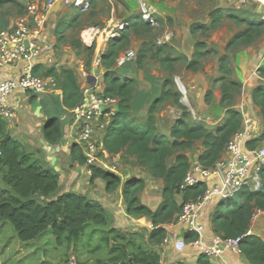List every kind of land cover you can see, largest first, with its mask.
<instances>
[{
  "label": "trees",
  "instance_id": "trees-1",
  "mask_svg": "<svg viewBox=\"0 0 264 264\" xmlns=\"http://www.w3.org/2000/svg\"><path fill=\"white\" fill-rule=\"evenodd\" d=\"M90 7L97 6V0H88ZM11 4L24 14V7L16 0H6L0 3V8ZM84 17V13L74 9V15L67 20L56 36L58 43L65 39L68 29L77 25ZM209 24L195 23L191 26V35H208L218 30L223 20H230L237 26H246L238 33L228 47L244 44L252 45L264 36V20L257 18L247 11L230 9L214 11ZM158 22L160 20L157 17ZM130 27L122 33L121 38L112 41L111 46L102 56V66L107 70L104 81L105 94L120 99L117 114L113 118L102 120L104 128L99 131L105 133L103 147L113 156L126 155L136 160L137 165L146 170L155 180L163 181L162 201L156 211L139 202L136 192L143 187L136 179L125 183L123 195L127 202V212L131 216H144L153 225L148 239L139 232L121 231L114 227V216L98 201L73 191L61 192V173L51 166L42 150H27L21 141L11 136L9 122L0 116V174L5 188L0 190V221L10 224L22 243L33 242L44 236H53L61 244L65 238L78 243L90 233V242L100 239L102 242L112 241L114 247L110 250L105 264L128 262L129 264H162L158 250L167 239V226L172 223L182 210V205L196 200L207 189L205 183L188 188L182 198V203L176 200L180 195L179 187L183 183L190 169V158L184 152L193 149L198 142H202L205 152L200 156L199 163L207 168L213 167L222 157L228 143L233 136L242 129V115L234 108V92L242 84L231 80L232 72L229 67L230 58L226 55L220 59L222 100L221 106L226 110V118L211 131L204 124L191 125L187 108L180 102L181 94L174 93V80L169 77L163 84L159 98L150 106L145 123L139 124L133 115V101L135 100L136 84L128 78L121 77L115 71V64L121 51L130 44L133 34L140 31L148 32L152 27L141 19L139 15L129 20ZM7 27L8 25H1ZM74 46L78 50L88 53L89 68L91 67L95 47H85L82 41ZM137 64L142 69L148 46L144 44ZM174 50L167 46L159 47L155 51L154 59L159 60L164 70L173 69V63L180 58L174 56ZM213 52L203 42L197 43L194 60L188 64V70L195 73L201 70V63ZM264 78V67L259 70ZM35 76L55 77L59 81L62 91V102L65 110H74L83 100V93L74 70L64 67L44 69L38 65L34 67ZM212 91L206 95V103L211 102ZM36 97L31 98L34 103ZM172 101L175 106L185 112L179 119L172 132V139L157 130L156 115L161 105ZM253 103L261 109L264 121V85H259L253 93ZM185 107V109H184ZM45 141L57 148L62 140V125L58 118H51L44 128ZM101 132V131H100ZM264 142L263 133L248 143L250 149L256 148ZM71 158L75 165L90 169L91 182L103 180L106 190L112 191L121 184V179L96 166H87V158L82 148L74 144L71 148ZM175 159V163L171 161ZM89 170V171H90ZM264 179V174H263ZM113 193V192H111ZM257 209L264 210V190L252 192L245 188L233 199L218 204L213 214L215 233L225 238H242L252 226V218ZM193 234L188 233L186 238ZM244 255L250 264H264V239L260 236H246L241 241ZM197 254V253H196ZM195 264H214L207 256L198 255Z\"/></svg>",
  "mask_w": 264,
  "mask_h": 264
},
{
  "label": "rangeland",
  "instance_id": "rangeland-1",
  "mask_svg": "<svg viewBox=\"0 0 264 264\" xmlns=\"http://www.w3.org/2000/svg\"><path fill=\"white\" fill-rule=\"evenodd\" d=\"M3 1L6 0H0V3ZM16 1L22 4L24 0ZM144 1L145 0H136L137 5L134 8V11L137 10V12H141V2ZM157 1L161 0H154V2ZM231 1L232 0H184L179 10L186 13L191 19H207V17H202L201 15L209 12L211 16V14L216 10H223L226 13L230 12V9L247 11L257 18H260L264 14V7L257 2L252 1L251 3L240 4L239 0L238 3L241 7L237 8L235 4L231 3ZM146 3L149 7L154 9V11L155 9L157 11V7L155 5H150L148 2ZM57 7H59L61 12L56 22V28L61 31L65 25L64 23L67 20H70V18L74 15V9L68 8L63 0H59L54 10ZM128 9L129 6L125 0H97V6L95 8L90 7L89 4V8L83 12L84 17L77 22L76 26L67 30L64 41L54 48L59 62H61L64 58L68 60H77L79 57H82L79 58L78 63H74L76 64L74 69L77 74V78L81 82V87L85 84L84 72L82 71V68L84 71H88L94 69V66L91 65L89 68L88 53L83 49L78 50L74 44L78 41H82V36L86 29L96 28V30L103 32L112 20L115 22L120 20L124 21L127 16L128 18L130 17L129 20H131L136 13H130L128 12ZM20 13V10L16 9L11 4L3 5L0 8V26H9L13 24L21 15ZM193 13H196L197 15L194 16ZM156 17L161 19L159 27H152V29L148 32L140 31L138 34H133L130 44L121 51L120 57L125 55L128 51H134L137 56L136 61L129 62L123 68H118L117 63L115 64V67L119 71L124 70L129 64L136 66V69L139 72V77H136V75H130L128 79L132 80L136 84L134 97L137 102L140 100V91L145 90L143 85H147L156 78L164 84V82L171 77L175 84L173 92L181 94L180 102H182L188 110L187 114L189 117V123L191 125L201 123L206 125L209 130L215 131L217 126L222 124L221 122L216 125L217 122L214 120L216 116L215 114H221L220 112L224 113V108L221 106L220 101L219 103L218 101H215L216 104L221 107L220 109L218 108L215 111L211 109L212 107L210 106L215 93L221 94L222 97L221 83L218 82L219 78L222 76L220 71V59L227 55L230 58L229 67L232 72L231 80L238 81L242 84V87L238 91L234 92V108L238 111L242 105H244L245 108L248 106L247 109L251 108L255 89L259 85H264V78L261 77L260 72L258 73V77L255 75L257 70L264 67V36L250 46L236 44L230 48L228 47L230 41H232L238 33L244 31L246 26L239 27L235 23L226 19L222 21L218 30L210 32L208 35L200 33L193 38L190 30L191 26L195 22L176 23L175 20L166 15L160 17L156 14ZM210 22L211 18L209 23ZM177 27L180 30L179 34L177 33ZM57 30H55V33ZM166 35H170L171 38L169 40H163V45H159V40ZM200 42L205 43L206 47L212 50L213 53L202 61L201 70L195 73L193 71H189L187 67L188 64L194 60L196 46L197 43ZM111 43L112 41L107 42L102 35L96 37L95 41H93V46L95 47L93 61L96 60L98 55L101 56L102 54L104 55L108 52ZM144 44L148 46L147 56L145 57V62L142 66L143 68L138 69L137 64L141 52L145 49ZM163 46L173 49L174 56H178V58H180L178 62L173 63V69L170 71L164 70L161 62L154 59L153 56L155 55L157 48ZM101 68L102 65L99 69ZM206 71L210 72V74H208L209 78L207 79L208 86L205 85V78H202V74L204 75ZM96 74L100 75L99 72ZM146 74L149 75V78L147 79H145ZM152 83L154 84V82ZM102 85L103 87L105 85L104 79L102 81ZM182 86H185L187 89L186 93L182 92ZM192 86L194 89H192ZM155 88L156 87L154 85L153 89ZM210 90L212 91L211 102L206 104V95ZM98 92L102 93L103 91L99 90ZM144 92L141 91V94ZM147 92L154 93L155 95V91H152V89ZM29 96H31L30 93ZM153 103L154 102H152V104ZM151 105L142 107L141 113H133L139 124L146 122L148 110ZM34 106L37 105H33V107ZM136 106H138L137 103L135 107ZM208 107L210 109H208ZM183 112L185 111L182 108L175 106L172 101L164 104L163 106L161 105L156 115L158 133L164 134L172 139V132L176 128ZM17 114L21 113L18 112ZM29 114L35 113L32 110ZM57 114H61V112ZM62 114L66 113L63 111ZM36 119L37 121H41L37 117ZM218 122L220 121L218 120ZM45 125L46 122L43 124L42 131H44ZM100 131L101 132L95 136L94 141L101 146L98 158H100L106 166L102 163H99V165L103 166L105 170L118 176L121 179V184L112 191H108L104 189L106 188V182L100 180L98 185L94 187L91 182V176L86 175L83 168H79L77 165V167L74 166L75 163H73L71 156L65 154L62 163H56V167L63 168L64 170L61 174L60 190L61 192L73 191L80 193L94 200H96L95 197L97 196L103 201L105 206H107L104 207L107 208V210L114 216V227L116 229L130 232H139L141 230L139 233L148 239L151 233V227L149 228V223L146 221L149 219L144 216H131L128 214L127 202L123 195L124 185L127 181L132 179L140 181L143 187L136 192L135 196L139 202L151 209H155L154 211H156L157 207L161 203V200L156 198V195L160 194L159 192L162 193L164 187L163 185L161 187L153 185V179L150 174L146 170L139 167L135 159L126 155L113 156L106 150H104L106 153L103 152L102 150L104 147L102 143L105 133L102 132V130ZM40 139H42L41 135L37 137L36 134L33 133L32 138L28 140L33 141V143H28L26 147L27 150H37L38 146L43 143V140ZM64 139L61 144L55 148L56 151L62 147L61 145L63 144V141H65ZM33 144H35L37 149L33 147ZM204 152L205 147L202 142H198L193 149L184 152L190 158V168L194 163L199 161L200 156ZM173 163H175V159L171 161V164ZM2 174H4V172L0 174V190L5 188L2 181ZM95 188L98 189L96 190ZM152 228H154L153 225ZM90 236L91 234L87 232L86 236L81 241H78V243L67 237L61 244H59L56 239L50 235L44 236L43 238L33 242L22 243L18 239L13 227L10 224H5L0 221V264H105L110 250L114 247V243L112 241H109V243L102 242L98 239V237L93 242H90ZM189 244L190 242L188 243L187 250L183 254H179L173 249L174 258L177 259V261L173 264H195L197 262L199 257L198 254H195L196 258L193 262H187L189 260L186 256L189 255L190 252ZM163 251L164 250L161 251V254L164 253ZM162 264H167V262L164 261Z\"/></svg>",
  "mask_w": 264,
  "mask_h": 264
},
{
  "label": "built area",
  "instance_id": "built-area-1",
  "mask_svg": "<svg viewBox=\"0 0 264 264\" xmlns=\"http://www.w3.org/2000/svg\"><path fill=\"white\" fill-rule=\"evenodd\" d=\"M63 1L68 8L78 9L82 12L89 8L88 0ZM252 1L264 7V0H240V4ZM58 2L59 0H24L22 3L24 14L19 16L13 24L7 27L0 26V70L13 69L23 63L27 64L23 73L18 76L8 75L0 84V116L9 123L17 118V111L9 102L10 96L16 90L20 89L34 96L61 90L59 81L55 77L33 74L37 56L43 51L42 33L45 32ZM138 15L144 23L151 27L160 26L156 12L146 2H141V12ZM262 18L264 20V14ZM129 27V22L112 20L103 32L96 28L84 31L82 42L87 47H92L93 41L100 35L107 42L117 41ZM170 38V35L162 37L159 40V45H163V40ZM102 55H98L96 58L95 67L102 65ZM136 57L134 51H128L118 58V68H123L129 62L136 61ZM258 73L257 70L255 72L257 77ZM84 79L86 84L81 89L83 100L72 112V145L76 144L82 148L87 158L88 167L96 166L105 170L103 166L99 165V163L104 164L98 158L101 146L94 139L100 132L99 128H104V124H102L104 117L113 118L117 114L120 99L106 95L105 92H98L96 87L89 83L87 75H84ZM239 111L242 115V129L228 143L223 157L211 168L202 166L199 161L194 163L179 187V193L183 195L188 188L201 183L207 185L205 193L196 200L183 204L176 219L166 227L170 235L165 242L167 243L169 239L174 240L175 250L179 254H183L187 250L190 242L189 246L198 255H205L212 260L223 259L228 253L243 256L242 239L255 235L253 224L264 219V210L257 209L252 218L251 229L244 237L236 239L217 235L210 241L205 239L206 227L201 223V217L210 205L233 199L245 188L252 192L264 190V142L256 148H249L248 143L261 134L256 121L247 114L244 105L240 107ZM104 150L103 148L102 151L106 153ZM89 170L87 169V175L92 176V172ZM188 233L194 236L188 239L186 238Z\"/></svg>",
  "mask_w": 264,
  "mask_h": 264
},
{
  "label": "crops",
  "instance_id": "crops-1",
  "mask_svg": "<svg viewBox=\"0 0 264 264\" xmlns=\"http://www.w3.org/2000/svg\"><path fill=\"white\" fill-rule=\"evenodd\" d=\"M125 1H126L127 5L129 6L128 12L136 13L135 16L140 13V11H138V12H137V10L134 11V8L137 5L136 0H125ZM145 1L150 3V5H155L157 7V11H156V9H155V11H156V14L158 16L161 17V16L166 15V16L172 18L173 20H175L176 23L177 22L178 23H187V22L193 23V22H195V23H201V24H208L210 21L209 12H207V14L201 15L202 17H207V19L206 18H193V19H191L188 17V15L186 13H183L181 10H179L181 8V4L184 0H161V1H157V2H154V0H145ZM238 1L239 0H232L231 3L235 4V6L237 8H239L241 6L239 5ZM60 12H61V10L59 9V7H57L54 10V13L51 16V20L48 23L45 32L42 33L41 41H42L43 51L39 56H37V60L35 62V67L38 65L43 66L44 69L64 67V68L71 69V70L75 71L74 67L76 64H74V63H78L79 58H82V57H79L77 60L76 59L68 60V59L64 58L61 62H59L58 58L56 57L55 50H54V48L60 44L57 41V36H56L57 31L55 33V30H57V28H56L57 23L56 22L59 18ZM193 15L196 16L197 14L193 13ZM129 19H130V17L128 18V16H127L126 20H124V21H129ZM120 21H122V20H120ZM176 29H177V33L179 34V32H180L179 28L177 27ZM83 45L85 47H87L84 43H83ZM87 48H89V47H87ZM94 62H95V60L92 61L91 65L94 66ZM26 65L27 64L23 63V64L15 67L13 69L0 70V84L8 75L18 76L19 74L23 73ZM127 67H129V68H127ZM127 67L121 71H119L116 67L114 69L123 78H128L130 75H132V76L136 75V77H139V72L136 69L135 65L129 64ZM93 68L94 69H91L88 71H84V69L82 68V71L84 72V75L88 76V79L90 77H95L97 79L96 89L98 91L101 90L104 92L105 88H106V84L103 87L102 81L105 77V74L107 73V70L103 66L101 69H99V67H95V66ZM98 72L100 75L96 74ZM208 74H210V72H207V71L204 73L205 76L202 74V78H205V81H206L205 85L206 86H208V80H207L209 78ZM76 76H77V74H76ZM147 78H149L148 74H146V76H145V79H147ZM78 82H79V84L81 83L79 79H78ZM84 82L86 84L85 79H84ZM152 82H154V84ZM152 82L148 83L147 85H143L145 90H141V91H143V92L145 91V92L143 94H141V91H140V95H139L140 100L138 102L136 99L133 101V113L134 114H136V112L141 113L142 107L151 105L152 102H154L157 98L160 97L161 92H162L163 82L161 83V81H159L157 78L154 79ZM84 85H83V87H84ZM154 85L156 87L155 89H153ZM81 89H82V87H81ZM151 89H152V91H155V95H154V93L147 92ZM192 89H194V87ZM32 97H36V100L34 103L31 102ZM221 100H222L221 94L215 93L212 104L210 106V107H212L211 109H213L215 111L218 108L220 109L221 107L219 105H217L216 102L218 101V103H219V101L221 102ZM9 102L15 108L17 113L18 112L21 113V114H17V118L15 121L9 123V129H10V133H11L12 137L23 142V145L27 147L28 143H33V141H28L30 138H32L33 133H35L37 137L39 135H41L42 139H40V140H43L44 144L41 143L40 146H38V149H40L44 152L46 159H47L48 163H50L51 166H52V160L54 158L57 159L56 163L60 164V163H62V160L64 159L65 154L68 156H71V148L73 146L72 145L73 144V138H72L73 133H72V129H71L73 110H65L64 109L63 102H62V91L61 90L49 92V93L44 94L42 96H34L32 94H31V96H29L28 92H25L23 90L18 89L10 96ZM136 103L138 106L135 107ZM33 105H37V106L33 107ZM198 105H199V103H198ZM204 105H205V103H204ZM251 105L252 106L249 109H247L248 106H246V108L244 106V108L246 109L247 114L251 115L253 117V119L256 121L257 126H258L259 131H260V134H262L264 131V121H263L261 109L258 108L257 106H255L254 103ZM39 108H40V113H41L40 117L37 116V114H36ZM208 109H210V108L208 107ZM32 110L34 111L35 114H29L32 112ZM63 111L66 114H62ZM59 112H61V114H57ZM218 112H220V111H218ZM67 113H69V114H67ZM220 113L221 114H215L216 116H215L214 120L217 122V124L215 122L216 125L223 122L224 119L226 118L225 109H224V113L223 112H220ZM36 117L39 118V120H41V121H37ZM53 117H56V118L59 117L58 119L59 120L61 119L60 122L62 125L63 139L65 138L64 139L65 141H63V144L61 145L62 147H60V149L57 151L54 147H52L51 145H49L45 141L44 132L42 131L43 124ZM220 118H222V119H220ZM218 120L220 122H218ZM64 142H66V143H64ZM33 147H35V144H33ZM53 149H55V150H53ZM76 165H74V166H76ZM79 168H81V167H79ZM59 169H60L61 174H62L64 172L63 168H59ZM83 169L85 170V174L87 175V169H85V168H83ZM152 179H153V182H152L153 185H157L158 187H161L163 185L162 180H155L154 178H152ZM99 181L100 180L94 181L93 186L96 187L98 185ZM163 187H164V185H163ZM95 189L97 190L98 188H95ZM104 189H106V188H104ZM159 193L160 194L156 195V198H159L162 201V193L161 192H159ZM182 198H183V195H177L176 196V200L179 203H182ZM95 199L100 201L105 206L103 201L101 199H99L97 196L95 197ZM217 206H218V204H215V203L210 205L201 217V223H203L206 227L205 239L207 241H210L215 236H217V234L215 233V230H214V225H213V214L216 212ZM105 207H107V206H105ZM152 210H155V209H152ZM128 217H129V215H128ZM146 222L149 223V228L150 227L152 228V224L150 223V221L147 220ZM143 223H145V222H143ZM151 228H150V232L153 230V228L152 229ZM253 229H254L255 235L260 236L262 239H264V219H261L256 224H253ZM139 232H141V230ZM169 235H170V232H168V234H167L168 238H169ZM174 243H175L174 240L169 239V241L167 243L164 242V244L158 248V250L160 251V254H161V251L164 250L163 251L164 253L161 254L162 263L164 261H166L167 264H173L175 261H177V259H175L174 255H173V249L175 250ZM175 252H176V250H175ZM195 254H196V252L194 251V249L192 247H190L189 255L186 256V257H188L187 259L189 260V261H187L188 263H191L194 261V259L196 258ZM211 261L214 264H250L249 260L247 259V257L245 255L236 256V255L231 254V253L226 254V256L223 259L211 260Z\"/></svg>",
  "mask_w": 264,
  "mask_h": 264
},
{
  "label": "water",
  "instance_id": "water-1",
  "mask_svg": "<svg viewBox=\"0 0 264 264\" xmlns=\"http://www.w3.org/2000/svg\"><path fill=\"white\" fill-rule=\"evenodd\" d=\"M89 83L93 86V87H96L97 86V79L95 77H90L89 78ZM37 116H41V113H40V108L38 109L37 111ZM56 162H57V159L54 158L52 160V166L55 167L56 171L57 172H60V169L59 167H56ZM114 264H129L128 262H122V263H114Z\"/></svg>",
  "mask_w": 264,
  "mask_h": 264
},
{
  "label": "bare ground",
  "instance_id": "bare-ground-1",
  "mask_svg": "<svg viewBox=\"0 0 264 264\" xmlns=\"http://www.w3.org/2000/svg\"><path fill=\"white\" fill-rule=\"evenodd\" d=\"M182 92L186 93L187 92V89L185 88V86H182L181 88ZM55 102V101H54Z\"/></svg>",
  "mask_w": 264,
  "mask_h": 264
}]
</instances>
